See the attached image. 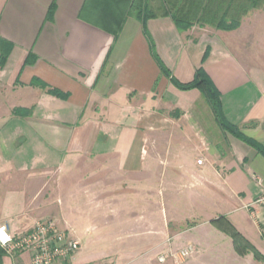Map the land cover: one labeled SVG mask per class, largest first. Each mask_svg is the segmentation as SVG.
<instances>
[{"label":"crops","instance_id":"0c3cea01","mask_svg":"<svg viewBox=\"0 0 264 264\" xmlns=\"http://www.w3.org/2000/svg\"><path fill=\"white\" fill-rule=\"evenodd\" d=\"M129 5L0 0V42L9 47L0 66V225L15 237L40 220L62 227L66 195L56 202L49 191L41 194L60 178L61 185L69 176L77 183L90 163L92 174L116 175L141 190L155 181L161 194L167 187L178 196L185 191L193 221L174 238L194 252L167 264H264L239 255L211 224L225 216L264 254V205L251 206L264 195V155L223 130L198 89L181 90L162 73L142 23L125 13ZM147 29L172 75L189 83L203 67L226 119L264 147V7L230 32L198 25L180 32L170 17L150 19ZM30 55L35 60L27 64ZM35 79L67 97L50 94ZM163 231L136 232L146 243L131 241L128 248L146 251L117 264H163L159 256L169 246ZM1 248L0 264H32L30 252L11 256ZM88 254L81 242L74 262L93 264Z\"/></svg>","mask_w":264,"mask_h":264},{"label":"rangeland","instance_id":"374dc122","mask_svg":"<svg viewBox=\"0 0 264 264\" xmlns=\"http://www.w3.org/2000/svg\"><path fill=\"white\" fill-rule=\"evenodd\" d=\"M92 168L90 163L84 165L83 169L78 172L80 177L77 183H73L69 176L64 185H61L64 178H60L57 185L52 184L53 186L47 187L41 194V198L44 195L47 197V191L54 200L56 199V202L62 199L64 194L66 195L62 205L65 209V217L61 228L71 238L81 240L82 246L89 253L86 256L91 257L93 264L104 262L117 264L119 262L117 260L121 258L126 262L125 260L132 256L136 257L145 252V249L128 248L131 241L135 245L146 243L141 240L140 234H136L143 230H151L155 233L165 229L162 234L165 237V243L169 246L161 253L167 255V259H172L169 255L171 250L175 251L189 246L186 243L177 245V240L174 238L178 232L186 231L188 224L193 221L192 218L191 220L187 218L189 217L186 201L188 195L185 191L184 195L179 194V201V196L173 194L172 187H167L164 194H161L162 187L155 185L156 182L153 181V184L141 190L139 184H127L125 180L116 175L110 179L105 175H94ZM170 172L166 173L170 174ZM155 177L154 173L152 179ZM141 191L147 193L148 196L139 195ZM157 193H159L158 198ZM141 199H146V201ZM179 202L183 203L180 205ZM54 219L57 220V218ZM115 239L117 241L114 243ZM139 263L140 261H136L135 264Z\"/></svg>","mask_w":264,"mask_h":264},{"label":"trees","instance_id":"16d2710c","mask_svg":"<svg viewBox=\"0 0 264 264\" xmlns=\"http://www.w3.org/2000/svg\"><path fill=\"white\" fill-rule=\"evenodd\" d=\"M263 7L264 0H130V5L125 13L142 23L144 33L150 42L152 55L162 73L169 77L173 84L181 90L198 89L209 103L218 125L264 155V147L262 145L245 136L237 126L226 119L222 108L221 94L204 68L200 67L196 70L193 81L189 83L179 82L157 55L147 29V22L150 19L170 17L180 32H186L196 25L200 27L211 26L217 30L230 32L241 26L243 17L249 12ZM54 11L55 6L52 5L48 14L49 19L52 18ZM0 47V66H3L8 58L9 47L5 42H0ZM208 53L209 50H207L203 62L207 59ZM33 60H35L34 56L30 55L26 63L30 64ZM33 84L48 89V92L55 96L67 97L66 94L56 89L48 88L44 83L36 79ZM17 113L24 116L30 112L18 110ZM211 224L231 238L234 249L239 255L252 254L256 260L264 262V254L247 240L225 216L213 219ZM2 251L4 250L2 249Z\"/></svg>","mask_w":264,"mask_h":264},{"label":"built area","instance_id":"2783aa9c","mask_svg":"<svg viewBox=\"0 0 264 264\" xmlns=\"http://www.w3.org/2000/svg\"><path fill=\"white\" fill-rule=\"evenodd\" d=\"M202 161L199 160V163ZM264 205V195L251 206ZM0 246L7 255L30 252L32 264H75L74 257L81 250V242L71 238L57 221L46 219L38 221L30 231L15 237L7 225H0ZM191 245L170 251L173 260L183 262L193 254ZM167 255L159 256V262L165 263ZM100 264H110L107 262Z\"/></svg>","mask_w":264,"mask_h":264}]
</instances>
